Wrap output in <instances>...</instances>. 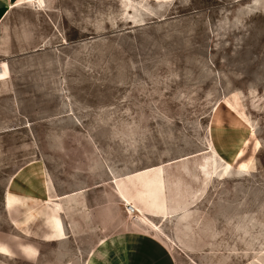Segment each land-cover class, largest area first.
Returning <instances> with one entry per match:
<instances>
[{"label": "rangeland", "instance_id": "obj_1", "mask_svg": "<svg viewBox=\"0 0 264 264\" xmlns=\"http://www.w3.org/2000/svg\"><path fill=\"white\" fill-rule=\"evenodd\" d=\"M9 17L0 264H83L123 231L140 264H264V0H21ZM158 171L165 221L143 202Z\"/></svg>", "mask_w": 264, "mask_h": 264}, {"label": "crops", "instance_id": "obj_2", "mask_svg": "<svg viewBox=\"0 0 264 264\" xmlns=\"http://www.w3.org/2000/svg\"><path fill=\"white\" fill-rule=\"evenodd\" d=\"M21 0H0V31H3L7 28L10 13L12 10L20 7ZM15 6V7H14ZM2 74L5 68H8L6 63L1 64ZM9 70V69H8ZM9 77V76H8ZM159 175V171L143 178L142 180V193L144 194V203L146 207L152 210V216L160 217L161 221L168 220L172 217V214H165L164 209H158L156 206L163 202L165 195L160 190L159 193L153 191L155 189L153 180ZM151 190L153 192H151ZM118 198L123 204L132 205V198L127 194V192L120 191L118 192ZM138 193L134 194L137 196ZM136 209V214L141 217L140 224L142 226H147L151 233L160 234V229L158 225L152 224L148 221L147 216L143 213V210L138 205H133ZM160 207V206H159ZM163 207V206H162ZM167 215V216H166ZM131 231H123L117 234H111L102 239H99L98 242L93 243V246L86 251V256L83 258V264H140V260H134L132 258L131 246H132V235ZM91 238V237H90ZM163 264V263H162Z\"/></svg>", "mask_w": 264, "mask_h": 264}, {"label": "built area", "instance_id": "obj_3", "mask_svg": "<svg viewBox=\"0 0 264 264\" xmlns=\"http://www.w3.org/2000/svg\"><path fill=\"white\" fill-rule=\"evenodd\" d=\"M126 212H127L128 215L135 214V209H134V207H132L131 205H129L126 208Z\"/></svg>", "mask_w": 264, "mask_h": 264}, {"label": "bare ground", "instance_id": "obj_4", "mask_svg": "<svg viewBox=\"0 0 264 264\" xmlns=\"http://www.w3.org/2000/svg\"><path fill=\"white\" fill-rule=\"evenodd\" d=\"M15 7V6H14ZM127 207L129 206V204L128 205H126ZM135 209V208H134ZM135 214H136V209H135ZM135 214H131V216H134Z\"/></svg>", "mask_w": 264, "mask_h": 264}]
</instances>
